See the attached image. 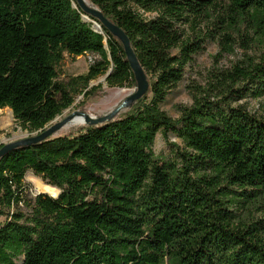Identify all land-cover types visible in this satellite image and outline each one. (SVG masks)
I'll return each instance as SVG.
<instances>
[{
    "label": "trees",
    "instance_id": "obj_1",
    "mask_svg": "<svg viewBox=\"0 0 264 264\" xmlns=\"http://www.w3.org/2000/svg\"><path fill=\"white\" fill-rule=\"evenodd\" d=\"M88 1L126 33L148 91L115 120L0 158V264H264V114L235 104L264 95V49L211 71L177 118L162 107L207 39L264 48V0ZM84 16L75 0H0V109L29 133L106 73L136 87L120 41ZM86 53L84 74L59 79ZM28 170L57 195L29 197Z\"/></svg>",
    "mask_w": 264,
    "mask_h": 264
},
{
    "label": "rangeland",
    "instance_id": "obj_2",
    "mask_svg": "<svg viewBox=\"0 0 264 264\" xmlns=\"http://www.w3.org/2000/svg\"><path fill=\"white\" fill-rule=\"evenodd\" d=\"M86 20L88 19L86 18ZM234 39L235 43L233 45V51L223 50L218 37L209 38L205 41L202 50L196 53L193 56L192 61L189 63L184 78L179 82L176 88L168 94L162 105L163 109L171 117H178L179 114L176 109L177 105L191 103V92L194 87L197 85H204L211 71L220 68H230L237 61L245 59L248 56L255 58L256 55L264 49L262 46H254V44L250 47H244L237 36H234ZM97 59L98 56L93 53H86L74 58L66 56L58 68L59 79L67 81L71 76L84 74L88 70L89 65ZM99 83H101V88L95 96H90L84 100L82 94H76L72 105L58 115L55 121H59L75 111H83L95 117L105 115L120 104L135 88L109 87L104 82V76H100L90 81L89 87L95 86ZM119 89H123L124 92H117ZM82 102L83 105H81ZM235 104H242L251 112L264 114V95L254 98L246 94L243 98L236 100ZM126 110L127 109L121 110L117 117ZM70 122L57 131L53 137L65 135L88 126L86 123L84 126L72 128L68 126ZM49 123L46 126H48ZM35 133L36 132L29 133L22 129L19 123L15 121L10 108L4 107L0 109V144L18 140ZM168 139L169 141H174L180 144V141L172 136L171 133L168 134ZM170 149L171 147L165 141L164 137L161 134H157L153 145L154 154L169 157L171 153ZM24 183L26 186L25 192L29 197H34L37 193L39 194L41 192L52 196L57 195V189L55 187L48 185L45 180L34 174L31 170H28L25 173Z\"/></svg>",
    "mask_w": 264,
    "mask_h": 264
},
{
    "label": "water",
    "instance_id": "obj_3",
    "mask_svg": "<svg viewBox=\"0 0 264 264\" xmlns=\"http://www.w3.org/2000/svg\"><path fill=\"white\" fill-rule=\"evenodd\" d=\"M75 1L77 2L79 7L84 11V13L87 16H92L96 18L100 22V24L103 25L107 29V31H109L115 38H117L120 41L123 47L126 59L133 72L134 79L136 82V87L131 93H129L122 100L120 104H118L112 111H110L109 113L105 115L95 117L83 111H75V112L70 113L69 115H67L66 117H64L63 119L59 121H55L56 119L55 117L52 121H50L48 126H45L43 129L39 130L33 135L2 144L0 148V158L4 154L9 152L10 150L15 149L17 147L39 143L49 138H52L57 131H59L64 125L69 123L76 115L83 116L86 123L92 126H98L108 121L115 120L121 110L129 109L135 101L141 98L148 91V88H149L148 77L145 74L142 66L140 65L137 59V56L135 54V51L126 33L120 27H118L117 25L109 21L102 14V12L92 3H90L88 0H75ZM87 16H84V17H87ZM94 27L96 30L100 29V25L97 24L96 22H94ZM107 75L108 73L104 75V79Z\"/></svg>",
    "mask_w": 264,
    "mask_h": 264
},
{
    "label": "bare ground",
    "instance_id": "obj_4",
    "mask_svg": "<svg viewBox=\"0 0 264 264\" xmlns=\"http://www.w3.org/2000/svg\"><path fill=\"white\" fill-rule=\"evenodd\" d=\"M117 92H124L123 89H119ZM86 124V121L83 117L80 116H75L70 124L68 125L69 127H72V128H77V127H81V126H84Z\"/></svg>",
    "mask_w": 264,
    "mask_h": 264
}]
</instances>
